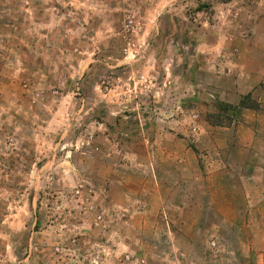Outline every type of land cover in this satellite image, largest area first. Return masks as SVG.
<instances>
[{
    "label": "rangeland",
    "instance_id": "374dc122",
    "mask_svg": "<svg viewBox=\"0 0 264 264\" xmlns=\"http://www.w3.org/2000/svg\"><path fill=\"white\" fill-rule=\"evenodd\" d=\"M258 21L264 0H0V264H221L211 255L248 252L239 218L205 213L219 196L179 214L188 188L175 178L211 173L203 127L236 115L205 92ZM146 165L141 189L158 179L163 197L126 225L143 200L121 190L138 191Z\"/></svg>",
    "mask_w": 264,
    "mask_h": 264
},
{
    "label": "crops",
    "instance_id": "0c3cea01",
    "mask_svg": "<svg viewBox=\"0 0 264 264\" xmlns=\"http://www.w3.org/2000/svg\"><path fill=\"white\" fill-rule=\"evenodd\" d=\"M262 24L259 21L257 25L253 24L255 29L252 34L243 38L246 40L239 49L235 68L222 72L224 75L222 79L224 81L225 78L226 82L222 81L221 86L213 85L214 87L205 92L222 106L226 105L232 115H236L233 124L229 126L217 125L211 127V131L203 127L206 135L204 139L211 142L209 147L213 155L212 159L206 162V168L210 167L208 173H211L205 175L206 173L203 172L200 179L191 177L188 181L180 176L175 178L177 187L188 188L184 198L190 203L181 208L175 206L179 214H183L184 209H188L186 213L199 214L198 200L219 196L223 200V206L217 207L208 203L205 205V213L216 216L234 215L236 219H240L232 225L236 235L247 231L250 250L241 254L237 251L234 255L229 252L211 255L221 264L233 262L237 264L239 259H243L247 264H264V26ZM192 129L193 132H197L201 128L193 125ZM198 147L194 145L195 149ZM179 165V159L172 162V167L177 170ZM191 168L196 169L195 164L191 163ZM143 172L146 176L137 186L138 191L134 192V189L126 186L121 190L126 198L135 194L141 202L143 200V205L138 209L133 206L125 209L124 213L128 218L123 223L126 225L131 224L129 219L136 215L141 217L152 215V210L146 207L147 200H159L163 197V185L161 186L158 179L154 181L151 177L150 182L153 187L145 186L141 189V184L150 180L148 165L143 166ZM231 182H234V187ZM112 183L110 190L118 189L117 183L122 182L115 180ZM199 188L204 190H198ZM233 198L243 200L246 198L247 204L239 202V206L232 207ZM145 224L146 222L143 225L139 223L138 226L146 227ZM214 226L215 224H211L212 229ZM113 228L116 226L114 225ZM210 242L211 245L216 244L212 240ZM220 246L222 247L223 244L220 243Z\"/></svg>",
    "mask_w": 264,
    "mask_h": 264
},
{
    "label": "built area",
    "instance_id": "2783aa9c",
    "mask_svg": "<svg viewBox=\"0 0 264 264\" xmlns=\"http://www.w3.org/2000/svg\"><path fill=\"white\" fill-rule=\"evenodd\" d=\"M131 28H132V21L131 20L125 21L123 24L124 31L129 32ZM98 219H100V217H98Z\"/></svg>",
    "mask_w": 264,
    "mask_h": 264
}]
</instances>
